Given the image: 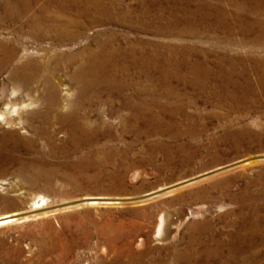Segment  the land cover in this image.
I'll return each instance as SVG.
<instances>
[{"label":"rangeland","instance_id":"obj_1","mask_svg":"<svg viewBox=\"0 0 264 264\" xmlns=\"http://www.w3.org/2000/svg\"><path fill=\"white\" fill-rule=\"evenodd\" d=\"M114 1L117 13H123L118 25L92 24V10L87 11L85 19L73 12L68 16L78 24L68 27L66 35L71 38L61 43L43 40L31 44L50 52L45 68L37 70L38 81L44 83L48 78L56 86L58 102L63 100L61 89L66 88L74 103L79 85L70 77L75 66L63 59L61 67L55 68L53 61L69 53L82 54L85 48L95 50L109 32H115L114 44L122 48L128 45L129 37L139 51L176 55L184 61L180 67L183 79L163 83L155 70L147 76L136 73V102L148 105V117L160 118V125L153 123L152 132L143 136L128 132L125 121L130 113L119 111L121 98L129 96L130 91L119 95L101 86L96 93L88 92L89 101L80 111L79 120L87 118L90 127L101 133L91 148L67 155L62 151L68 148L65 123L59 118L68 115L73 106L68 102L71 109H61L58 102L46 104L45 87L38 92L35 86L28 90L30 98L41 97V101L22 117L34 111L40 115L31 123L30 131L18 130V134L38 138V144L35 153L21 150L18 155L38 158L42 163L22 170L17 163L0 165V215L27 217L0 228V264H177L178 254L190 253L195 258L200 240L212 248V239L228 240L231 233L246 234L250 229L260 233L247 240V249L253 253L248 256L250 264H264V92L255 90L259 77L253 63L261 67L264 61V30L254 26L251 33L241 36L236 31H224L211 20L195 24L194 35L186 33L188 27L179 25L175 33L157 36L154 26L147 30L135 20L126 22L125 15L135 19L140 14L136 0ZM203 1L230 13L235 11L226 0ZM255 1L233 0L244 8L241 13L249 26L264 22V9L254 12L255 7H262L260 0L254 6ZM49 9L54 16L62 15L55 7ZM234 25L230 24L233 30L237 29ZM22 30L26 32L27 27ZM199 60L211 70L208 79L199 80L207 87L202 91L188 70ZM230 71L235 73L237 83L224 85L222 77L220 80L217 76ZM241 73H247L256 97L234 104L218 101L224 89L235 97L242 95L243 81L237 77ZM5 77L0 76L2 83ZM17 86L20 89L14 103L24 100L27 90ZM4 90L8 93L7 88ZM139 120L136 129L145 130ZM35 129L41 135H34ZM90 150L102 162L101 167L73 166ZM216 183L220 185L211 188ZM37 195L47 199L48 210L32 212ZM93 198L117 203L82 205L53 216L44 214ZM162 215H169L174 223L164 242L155 236ZM204 221H209L213 237L191 229L192 223ZM193 236L196 243L191 247L188 242Z\"/></svg>","mask_w":264,"mask_h":264},{"label":"bare ground","instance_id":"obj_2","mask_svg":"<svg viewBox=\"0 0 264 264\" xmlns=\"http://www.w3.org/2000/svg\"><path fill=\"white\" fill-rule=\"evenodd\" d=\"M1 1L0 76L6 74V79L4 78L5 83L0 81L2 85V90L0 89V126H2L0 127L1 166L10 163H17L22 170L26 167H38L42 163L38 158L24 159L18 155L21 150L27 153L30 151L35 153L38 144V138H22L18 134V130H25L23 133L30 131L29 128L31 127V123L40 115V112L34 111L28 113L25 119L22 117L23 112L39 106L38 104L41 101V97H29L28 90L34 86L37 92L41 87L46 88L48 92V95L44 99L46 104L58 105L59 103L61 109L73 106L72 111L68 115L59 118L62 123H65L64 135L66 139H64L66 140L68 148H64L62 151L66 155L70 154V152L79 153L85 148H91V146H94L97 137L100 135L101 131L98 129L93 130L90 127L87 118H83V121L79 120V118L81 117L80 111L89 101L86 97L87 93H96L101 86H104L109 92L117 91L119 95L125 91L131 92L129 96L125 94L124 98H121L122 101L119 104V111L125 110L127 113H130L129 119L125 121L129 124L128 132L130 134L134 136H143L152 132L153 123L158 126L160 125L159 117H148L147 113H145L148 111V105L143 103L138 104L136 102L133 93V90L135 89L134 78L136 73L145 74L147 76L148 72L155 70L160 75L163 83H167L173 78L183 79L180 74V67L184 65V61L179 59L176 55H165L164 53L159 52L148 54L145 51H139L130 42L129 37H127L126 41L128 42V45L122 48L119 45L114 44L117 38L115 32H109L108 34H105L106 38L99 42L95 50L85 48V51L82 54H77L75 56L69 53L54 59L53 64L55 68L61 67V61L63 59H65L66 62L73 63L75 66L70 77L72 83L79 85L74 103L71 102V93L66 88L61 89L63 100L58 102L56 97V86L52 84L48 78L44 83L38 81L37 70L45 68L50 52L35 46L33 48L31 47V44L43 40L61 43L71 38L66 35L68 32L67 29L73 24H78L77 20L75 21L68 16L72 15L73 12L78 18L85 19L88 15L87 11L92 10V24L97 26L118 25L120 20L123 21L120 18V14L123 13H121L120 10L119 13H117L118 10L114 0H109V3L105 2V0ZM226 2L235 7L233 13L222 10L221 8L203 0H136V3L140 8V14L135 19L125 15V20L127 23H132L135 20L147 30L154 26L156 29L154 33L157 36H167L170 33H175L179 25L188 27L186 33L188 35H194L195 32L192 27L195 24H207L211 20H213L215 24L224 31H227L228 33L236 31L235 33L241 36H247L251 33L254 26H259L261 32L264 30V22L255 21L252 22V26H249L248 22H245L241 13L244 8L235 5L233 0H226ZM259 3L262 7H255V13H258L260 8L264 9V0H260ZM259 3L258 0L255 1L254 6H258ZM51 6L55 7V9L61 12L62 15H52L51 10L49 9ZM154 12H157V14ZM163 13L166 14V16ZM57 15H59V13ZM6 23H10V25L13 26L12 29L11 27H6L4 25ZM231 23H235L234 26L237 27V29L233 30L230 26ZM24 26L27 27L26 32L22 30ZM49 49L51 48L49 47ZM41 56L42 60L46 61H41ZM253 63L254 67H257L259 77L257 84L255 85V90L258 88V90L264 92V61L261 63V67L258 66L259 64L257 62L253 61ZM188 70L193 76V82L199 85V89L201 91L206 89L207 87L204 82L199 84L200 79H208L211 74V70L205 65L204 61H197ZM35 71L36 74H34ZM235 76V73L230 71L225 75L220 73L217 77H219L220 80L222 77L221 81L226 85L236 84L237 80L234 79ZM117 77L119 79H117ZM237 77H241V80L243 81V85L241 86L242 95L235 97L228 93L227 89H224L217 98L218 101L228 100L231 104H234L243 103L248 97H256L251 92L252 87L249 84L247 73L238 74ZM17 85H22L27 89L25 93L26 95L23 96L24 100H19V103L17 102L18 104L14 103L20 89ZM5 88L8 89V93H4ZM236 88H238V86ZM94 96L98 97V94ZM170 96L171 95L169 94L168 97L170 98ZM68 102L70 103V106H68ZM170 116L172 115L170 114ZM139 119H142L145 130L136 129L135 125ZM34 132V135H41L39 129H35ZM161 132H164V130H161ZM95 154L94 150L88 151L83 159L81 158L79 161L76 160L77 162L75 164L73 162V166L85 168L93 164L95 167H101V161L96 159ZM106 154L107 152H105V155ZM251 163L253 162H246V164ZM219 185L220 183H216L211 188H216ZM46 200L45 197L37 195L31 208L32 212L45 209L48 210V207L46 206L47 204L45 203ZM112 203L117 202L108 199L101 200V198H93L83 204L74 206L65 205L64 208L50 210L44 214L45 216H53L58 211H65L74 207L80 208L82 205L91 207ZM23 219H27V217L19 218L17 213L0 215V228L16 222L18 223ZM173 224L174 223L169 215H162L158 220L155 232L157 239L164 242L170 233V228ZM190 227L192 230L199 233V235L208 233L210 237H213L209 221L192 223ZM254 228H256V226ZM258 235H260V233L257 229H250L246 234L231 233L228 240L219 241L212 239L214 242L212 248H209L206 243L200 240L199 243L196 244L198 245L199 251L195 258L192 257L190 253L178 254L175 257V262L177 264H213L215 261H218V264H250L251 261L248 259V256L253 253L247 249V240L249 237L256 238ZM188 243L191 247H194L196 243L195 236L190 237ZM224 250L225 255H222Z\"/></svg>","mask_w":264,"mask_h":264}]
</instances>
